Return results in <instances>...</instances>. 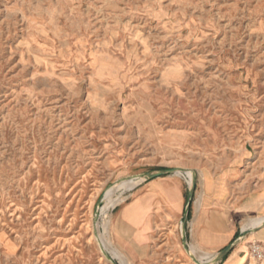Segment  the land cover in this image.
<instances>
[{
  "label": "rangeland",
  "instance_id": "obj_1",
  "mask_svg": "<svg viewBox=\"0 0 264 264\" xmlns=\"http://www.w3.org/2000/svg\"><path fill=\"white\" fill-rule=\"evenodd\" d=\"M175 168L184 208L196 180L181 257L145 264H195L205 225L202 262L264 264V229L247 233L264 218V0H0V264H133L110 210Z\"/></svg>",
  "mask_w": 264,
  "mask_h": 264
},
{
  "label": "crops",
  "instance_id": "obj_2",
  "mask_svg": "<svg viewBox=\"0 0 264 264\" xmlns=\"http://www.w3.org/2000/svg\"><path fill=\"white\" fill-rule=\"evenodd\" d=\"M181 177L170 174L144 181L126 203L110 210L109 237L118 255L133 264L180 260L176 224L183 214L186 190ZM207 188L203 204L215 201L209 184ZM212 217L210 214L206 219L211 221ZM218 238L216 228L205 225L197 228L193 245L200 252L212 253Z\"/></svg>",
  "mask_w": 264,
  "mask_h": 264
},
{
  "label": "water",
  "instance_id": "obj_3",
  "mask_svg": "<svg viewBox=\"0 0 264 264\" xmlns=\"http://www.w3.org/2000/svg\"><path fill=\"white\" fill-rule=\"evenodd\" d=\"M175 172H180L181 174L185 173L186 170L184 169H166V170H159V171H155V172H152V173H146L140 177H143L144 178V181H147V180H153L155 178H159V177H162V176H165V175H170V174H174ZM195 183H196V180H195V174L192 173V178H191V181H190V185L188 186V191H187V195H186V205H185V208H184V213H183V220L181 222V234L184 235V229H185V225H186V218L188 216V211H189V208H190V204H191V201H192V198H193V194H194V189H195ZM97 217L95 218V221H97ZM247 233H251V231H247ZM239 239L236 240L239 241ZM182 241L183 243L185 242L184 240V237L182 238ZM185 245V243H184ZM231 248L232 246L229 245V246H226L223 250H221L216 258H215V261L218 263L220 261H222L228 254L229 252L231 251ZM103 254L105 255V257L109 260V261H113V258H111V256H109L105 251L103 252ZM192 258V257H191ZM192 260L197 263V261L192 258ZM114 264V263H113Z\"/></svg>",
  "mask_w": 264,
  "mask_h": 264
},
{
  "label": "bare ground",
  "instance_id": "obj_4",
  "mask_svg": "<svg viewBox=\"0 0 264 264\" xmlns=\"http://www.w3.org/2000/svg\"><path fill=\"white\" fill-rule=\"evenodd\" d=\"M177 169H181V168H177ZM176 173H178V172H175L174 174H176ZM187 174H191V172L188 170L187 171ZM134 180H135V182H136V185H138V184H140L141 182H143L144 181V178L143 177H140V176H135L134 177ZM128 188H132V185L131 186H129ZM119 190V188H112V189H109V190H107L106 191V196H105V200H104V205L100 208V213L101 214H104V215H106L107 214V211L109 210V209H111V208H113L115 205H117L120 201H121V199L119 198H117V199H113V197H114V194L117 192ZM172 192V191H171ZM108 217V216H107ZM94 229L96 228V227H93ZM264 229V218H262L261 220H259L257 223H256V225H253L252 227H250V229H248V231H251V233L250 234H253V233H255L256 231L257 232H260L261 230H263ZM97 240V239H96ZM205 255V253H202V252H200V251H197V250H193V252L189 255L190 256V258L192 257V258H194L196 261H197V263H195V262H193V263H195V264H210V263H212L213 261H206V262H202V260H203V256ZM102 256L105 258V255L103 254V251H102ZM119 264H124L123 262H122V260H119ZM247 264H251V262H249V263H247Z\"/></svg>",
  "mask_w": 264,
  "mask_h": 264
}]
</instances>
